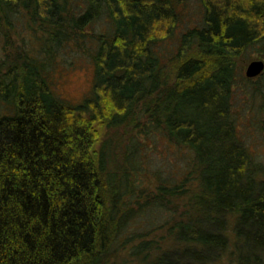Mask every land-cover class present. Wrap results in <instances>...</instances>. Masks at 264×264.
<instances>
[{"label":"trees","instance_id":"obj_1","mask_svg":"<svg viewBox=\"0 0 264 264\" xmlns=\"http://www.w3.org/2000/svg\"><path fill=\"white\" fill-rule=\"evenodd\" d=\"M198 1L184 27L183 0H0V264H264V162L234 111L251 78L235 58L263 48L264 0ZM58 47L91 57L80 102L53 90ZM155 137L184 170L139 186L171 217L162 243L122 257L129 173Z\"/></svg>","mask_w":264,"mask_h":264},{"label":"rangeland","instance_id":"obj_2","mask_svg":"<svg viewBox=\"0 0 264 264\" xmlns=\"http://www.w3.org/2000/svg\"><path fill=\"white\" fill-rule=\"evenodd\" d=\"M179 11L183 17L182 26H194L199 23L202 6L198 0H183ZM105 25L104 18H99L88 29H91V32H99L104 29ZM24 32L27 34L26 30ZM173 43L174 39L169 38L162 43V47L169 48ZM56 53L55 61H52L53 63L49 66V69L53 70V90L73 103L80 102L93 84L94 65L91 57L78 48L63 50L62 47H58ZM253 59L264 61V46L263 48L259 46L249 48L241 58H235L244 76L246 65ZM262 98H264V68L260 74L251 77L250 80H240L234 92V111L238 120L240 137L248 145L255 158L264 162V112L260 109ZM146 142L148 144L146 149L142 152L143 154L139 155L141 171L139 173L130 171L129 173L128 184L131 191L126 197L131 200L134 207L132 212L135 215L129 218L125 231L117 239L118 252L122 257H127L129 250L139 242L152 240L162 243L164 240L162 235L165 231L158 227L166 219L169 221L171 217V212L165 208L146 203V195L140 193L139 186L145 187L147 184L152 186L156 172H161L160 174L167 178H178L182 175L185 166L181 150L166 144L163 138L155 137L152 142L151 140ZM138 180L140 182L136 184ZM153 257L139 264H156ZM169 259L171 260V256ZM213 264L230 263L223 257Z\"/></svg>","mask_w":264,"mask_h":264},{"label":"water","instance_id":"obj_3","mask_svg":"<svg viewBox=\"0 0 264 264\" xmlns=\"http://www.w3.org/2000/svg\"><path fill=\"white\" fill-rule=\"evenodd\" d=\"M264 68V61L261 59H253L248 62L245 68V75L247 77H254L262 72Z\"/></svg>","mask_w":264,"mask_h":264}]
</instances>
